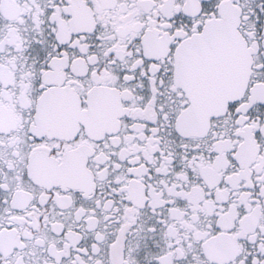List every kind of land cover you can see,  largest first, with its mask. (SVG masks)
Masks as SVG:
<instances>
[{"label": "snow or ice", "instance_id": "1", "mask_svg": "<svg viewBox=\"0 0 264 264\" xmlns=\"http://www.w3.org/2000/svg\"><path fill=\"white\" fill-rule=\"evenodd\" d=\"M0 264H264V0H0Z\"/></svg>", "mask_w": 264, "mask_h": 264}]
</instances>
